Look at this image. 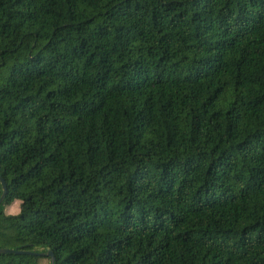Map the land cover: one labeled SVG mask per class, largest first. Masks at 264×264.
I'll return each mask as SVG.
<instances>
[{"label": "trees", "instance_id": "obj_1", "mask_svg": "<svg viewBox=\"0 0 264 264\" xmlns=\"http://www.w3.org/2000/svg\"><path fill=\"white\" fill-rule=\"evenodd\" d=\"M0 176V248L264 264V0H0Z\"/></svg>", "mask_w": 264, "mask_h": 264}, {"label": "water", "instance_id": "obj_2", "mask_svg": "<svg viewBox=\"0 0 264 264\" xmlns=\"http://www.w3.org/2000/svg\"><path fill=\"white\" fill-rule=\"evenodd\" d=\"M0 181L2 184V194L0 196V205L4 202L7 193H8V186L7 183L5 181V179L0 176ZM4 253H34L36 255H46L49 256L51 258V264H56V259L54 257L53 251L49 250L47 252H30V251H25V250H16V249H12V248H0V254H4Z\"/></svg>", "mask_w": 264, "mask_h": 264}, {"label": "rangeland", "instance_id": "obj_3", "mask_svg": "<svg viewBox=\"0 0 264 264\" xmlns=\"http://www.w3.org/2000/svg\"><path fill=\"white\" fill-rule=\"evenodd\" d=\"M20 202L16 201L14 204L6 207L5 212L8 214H17L19 212ZM49 260H44L43 264H49Z\"/></svg>", "mask_w": 264, "mask_h": 264}]
</instances>
